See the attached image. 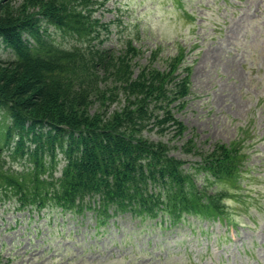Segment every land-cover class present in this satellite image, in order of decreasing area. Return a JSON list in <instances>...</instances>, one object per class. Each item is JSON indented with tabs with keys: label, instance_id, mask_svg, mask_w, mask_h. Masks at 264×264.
Returning a JSON list of instances; mask_svg holds the SVG:
<instances>
[{
	"label": "trees",
	"instance_id": "obj_1",
	"mask_svg": "<svg viewBox=\"0 0 264 264\" xmlns=\"http://www.w3.org/2000/svg\"><path fill=\"white\" fill-rule=\"evenodd\" d=\"M107 1L0 0V206L92 211L98 228L126 213L170 226L226 216L249 154L239 142L203 151L193 137L180 149L196 161L171 154L188 130L176 116L192 93L188 46L165 68L161 48L141 63L132 38L107 43L96 13Z\"/></svg>",
	"mask_w": 264,
	"mask_h": 264
},
{
	"label": "rangeland",
	"instance_id": "obj_2",
	"mask_svg": "<svg viewBox=\"0 0 264 264\" xmlns=\"http://www.w3.org/2000/svg\"><path fill=\"white\" fill-rule=\"evenodd\" d=\"M96 13L110 26L107 43L132 38L141 63L161 48L154 64L165 68L188 46L192 93L176 113L188 130L171 154L196 161L180 149L192 137L203 151L215 142L242 145L247 172L228 193H235L227 209L234 221L137 233L138 219L120 215L97 234L92 211L39 215L7 203L0 206V264H264V0H108ZM0 54L8 58L3 45Z\"/></svg>",
	"mask_w": 264,
	"mask_h": 264
}]
</instances>
